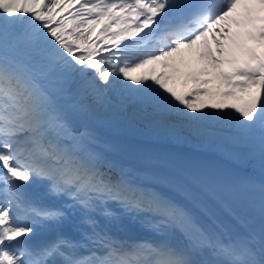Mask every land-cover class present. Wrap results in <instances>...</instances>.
<instances>
[{"label":"snow or ice","instance_id":"snow-or-ice-1","mask_svg":"<svg viewBox=\"0 0 264 264\" xmlns=\"http://www.w3.org/2000/svg\"><path fill=\"white\" fill-rule=\"evenodd\" d=\"M238 7L243 9L240 19L234 16ZM261 13L264 0H0V264H264V179L258 227L240 210L254 193L251 182L212 185L197 176L177 179L173 186L195 207L213 220V208L219 209L240 225L237 231L210 230L193 208L171 194L138 184L129 174L110 176L95 154L65 146L67 118L46 87L53 78L71 83L82 107L84 101L102 104L106 94L119 90L160 118L189 126L230 124L258 134L264 161V54L235 40L231 46L223 42L231 25L259 22L262 26L246 36L264 46ZM198 42L204 47L200 58L214 71L184 73L185 85L193 87L177 93L168 84L181 72L175 58ZM148 66L162 71L132 75ZM214 82L230 89L218 93L225 99H235L237 90L249 99L242 105L204 104L209 109L204 111L193 97H211L206 86ZM36 183L63 204L31 198L26 189ZM109 202L125 213L142 214L145 227L161 239L113 237L95 217L100 211L116 218L107 210ZM76 211L90 226L80 240L57 235L33 241L38 229H59ZM172 232L182 235V244L168 239Z\"/></svg>","mask_w":264,"mask_h":264},{"label":"bare ground","instance_id":"bare-ground-1","mask_svg":"<svg viewBox=\"0 0 264 264\" xmlns=\"http://www.w3.org/2000/svg\"><path fill=\"white\" fill-rule=\"evenodd\" d=\"M261 16H264V14ZM260 24L261 23L257 22L255 28L252 29L249 27L244 33L241 32L240 41H238L237 36L234 35H240V28L231 30L225 45L230 46V41L235 40L236 44L241 47L246 46L245 48L251 49V41L247 39L246 33L259 29L262 26ZM198 43H201L203 46L202 42ZM224 70H227V68ZM236 82L240 83V81ZM46 87H48L49 92L52 95L55 106L61 109L67 118L70 134L63 141L65 146L74 150L82 149L84 152L95 154L99 159L101 170L109 171L113 176L129 174L138 184L152 185L154 186L153 190H159L163 193L171 194L175 199L184 201V203L189 201L180 188L173 186L177 179L187 181L189 177H192L189 172L167 159H149L141 155L135 156L124 153L121 148L100 141L96 137V134L119 139L129 146L148 150L149 146L156 142L186 144L198 141L201 133L199 127L195 125L189 126L187 123H180L172 118H160L157 115H151L150 117L142 116L139 111L124 106H121L119 111L107 113L105 116L97 109L79 107L77 104L70 102L73 94L58 95L60 90L64 88L62 85L52 86L46 83ZM203 133L206 138L203 141L199 140L200 143L202 142L206 146L212 145L211 147L215 145L217 151L227 153L228 155H235L236 158H239L240 162L243 159L249 160L250 163L253 162V160L238 156V152L236 153L234 149L227 148L226 145L223 144V141L227 138L226 133L211 130H204ZM206 142H208V144ZM251 165L253 166L252 169H258V166L264 168V161L257 160ZM34 186L35 184L26 189L31 198L43 203L45 201V204L48 205H56V202H51L44 197L46 194L43 193L42 195H36L33 192ZM55 199L59 200L57 198ZM106 207L109 212L114 213L116 218L114 219L102 215L100 222L106 225L107 230L113 237L117 238V233L121 230V227L119 226L120 222L123 220H130L133 226L139 230L141 240L156 241L161 239L160 235H157L145 227L144 216L142 214L125 213L118 205L112 202H109ZM81 220V214L78 211L73 212L69 220H67L59 229H38L37 234L33 239L45 236L50 239H55L57 235H62V227L69 226L71 235L67 238L74 241L80 240L81 232L88 231L90 227L87 224H83ZM199 222L202 224L200 220ZM202 225L205 227L204 224ZM168 239L174 244L183 243V237L181 234L176 236L169 235ZM121 241L127 240L123 239Z\"/></svg>","mask_w":264,"mask_h":264},{"label":"rangeland","instance_id":"rangeland-1","mask_svg":"<svg viewBox=\"0 0 264 264\" xmlns=\"http://www.w3.org/2000/svg\"><path fill=\"white\" fill-rule=\"evenodd\" d=\"M241 9H242V7H238L237 12L234 14V16L237 19H240V14L243 10V9L242 10ZM70 10L71 9H69V11ZM263 14L264 13H262L261 15H263ZM63 15H68V12H64ZM249 27L253 29V28H255V25H249L247 27L241 26V27H239L240 29L238 27H236L235 25H231L230 31L239 29L240 35H237V34H234V35H236L238 38V41H240L241 34L244 33ZM230 31H229V33H230ZM223 42L225 44L226 40ZM208 44H209V47L211 48L212 52L215 53L216 52V48H215L216 46L211 43V37L208 38ZM236 45H238V44H236ZM230 46H231V41H230ZM232 47H233V50L236 52L237 56L240 57V55H242L240 49L235 48V46H232ZM245 47L246 46H243V48H245ZM251 49L256 51L258 54H261L260 52H263V54H264V46L258 45L252 41H251ZM203 51H204V47L201 45V43L200 44L198 43L197 45H195L192 50H188V49H182L181 50V53L178 54L177 57L175 58V62L177 64V66L180 67L181 72H180V74H177L173 79H170L168 81L169 87L183 88V89H186L188 91L189 89H191L193 87V85H191L190 83L185 85V83H184L185 77L183 75L184 73L197 72V71L202 70V69H206L209 73H212L214 71L206 59L200 58V53ZM153 67L154 66H148V67L139 69L138 72L140 73L141 76H144V75H154V74L158 75L162 71L158 66H156L155 72H153ZM211 78H212L211 76L201 77V79H211ZM73 79H75V78H73ZM46 83L49 85H52V86L62 85V82L55 79V78H53V80L46 82ZM206 87L213 93V95L211 97H209V96L193 97V99H195L197 101V105H196L197 107L204 109L203 108L204 104H225V102H227L226 101L227 99L220 96L218 93L230 91V89L220 88L217 86L216 82H214L213 84L207 85ZM66 88L69 90V92H71L72 94H76V96H78L76 88L71 83H68ZM243 94H246V93H242L238 90L235 92V96H240ZM106 95H107V99L104 103L94 104L95 105L94 107H96V109L101 114H104L105 116L107 115V113L119 111V108L121 106L135 109V110L139 111L142 114V116H149V117L151 116V114H149L147 111H145L140 105L123 104L117 98H115L112 94L108 93ZM108 105H110V106H108ZM195 126H197L201 129V133L199 135V140H202V141L205 140L206 137H204V133H203L204 130L224 132L227 134V138H225V140L223 141V144L226 145L227 148L234 149L235 152L236 153L238 152V154L241 157H248L252 160H259V161L262 160L261 159V145H260V140H259L258 134L249 135L247 133L240 132V131H233L231 129H219L216 126L210 125L207 123H202L200 125H195ZM206 143H208V142H206ZM39 186H43V185L40 183H36L34 187L37 188ZM38 193H39V195H42L43 193L46 194V195H44V197H46V199L51 201V202H53V201L56 202L55 203L56 205H62L63 204V200H60V199L56 200L55 198L49 197L47 195L46 188L42 189V191L38 192ZM95 217H96L97 221L100 222L102 219L101 212L97 211V213H95ZM169 235L176 236V235H180V233L179 232H172Z\"/></svg>","mask_w":264,"mask_h":264},{"label":"trees","instance_id":"trees-1","mask_svg":"<svg viewBox=\"0 0 264 264\" xmlns=\"http://www.w3.org/2000/svg\"><path fill=\"white\" fill-rule=\"evenodd\" d=\"M59 19V17H58ZM94 38V37H93ZM139 70H137V72H134L132 73V75L134 77H140V73L138 72ZM170 88H173L175 91H177V93H184L186 92L187 90L183 89V88H178V87H170ZM110 94H112L113 96H115L120 102L122 103H132V102H138L136 101L135 99L133 98H129L128 95L126 93H121L119 90H114L113 92H111ZM246 97H248L249 99V95H247ZM227 102H225V104H237V105H242V103L245 101L243 100V98H235V99H227L226 100ZM139 103V102H138ZM143 105V104H142ZM143 107L145 108V110L150 113V114H154L152 112V110L148 107H146L145 105H143ZM204 111H209V109L207 108H204L203 109ZM230 110V109H228ZM214 111V109H213ZM204 123H208V124H212V125H215L216 127L220 128V129H223V128H226V129H231L233 131H240L239 129L231 126L230 124H226L224 122H216V121H207V122H204ZM242 132V131H240Z\"/></svg>","mask_w":264,"mask_h":264},{"label":"water","instance_id":"water-1","mask_svg":"<svg viewBox=\"0 0 264 264\" xmlns=\"http://www.w3.org/2000/svg\"><path fill=\"white\" fill-rule=\"evenodd\" d=\"M120 227L123 229V231L119 233L120 238H128L132 241H138L140 239V233L132 227L130 221H122ZM65 232L66 234H69L67 228L65 229Z\"/></svg>","mask_w":264,"mask_h":264}]
</instances>
